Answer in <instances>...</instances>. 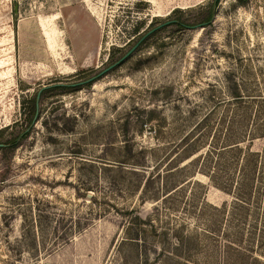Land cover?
<instances>
[{"label":"rangeland","instance_id":"1","mask_svg":"<svg viewBox=\"0 0 264 264\" xmlns=\"http://www.w3.org/2000/svg\"><path fill=\"white\" fill-rule=\"evenodd\" d=\"M171 20L188 26L97 76ZM247 70L264 75V0H0V142L40 90L27 136L0 149V264H220L188 188L164 202V179L145 180ZM189 161L197 195L227 200Z\"/></svg>","mask_w":264,"mask_h":264},{"label":"trees","instance_id":"2","mask_svg":"<svg viewBox=\"0 0 264 264\" xmlns=\"http://www.w3.org/2000/svg\"><path fill=\"white\" fill-rule=\"evenodd\" d=\"M214 6L209 4L202 24L209 23ZM169 23L188 26L180 20ZM137 29L138 25L134 31ZM247 73L250 81L239 83L233 78L228 98L218 101L178 139L170 150L173 156L167 160V168L156 170L145 180L164 179V202L188 188L189 194L183 197L191 207L189 216L198 221L195 231L212 241L220 264H264V75ZM71 86L50 84L41 93ZM36 95L24 111L25 128L0 142V149L14 148L27 136L37 118ZM255 143L258 148H253ZM187 158L228 196L227 200L216 205L207 203L199 192L197 195L194 188L204 184L192 179L187 164L181 165ZM134 218L143 222L137 214ZM174 243L180 246L183 239L175 237Z\"/></svg>","mask_w":264,"mask_h":264},{"label":"water","instance_id":"3","mask_svg":"<svg viewBox=\"0 0 264 264\" xmlns=\"http://www.w3.org/2000/svg\"><path fill=\"white\" fill-rule=\"evenodd\" d=\"M169 23V21H166V22H163L149 30H147L146 32H144V34H142L140 36V38L117 60L115 61L114 63L110 64L109 66H107L106 68H104L103 70H101L98 74V75H102L104 74L105 72H107L108 70H110L111 68H113L114 66H116L117 64H119L121 61H123L127 56H129L137 47L138 45L141 44V42L149 35L151 34L153 31H155L156 29H158L159 27L163 26L164 24H167ZM199 26H203V24H198ZM94 77H91V78H88L86 79L84 82H89L93 79ZM81 83V82H79ZM78 84V83H77ZM77 84H73V85H77ZM39 94H40V90L37 92V95H36V104L38 105V97H39ZM1 146V144H0ZM87 196H90V194H87Z\"/></svg>","mask_w":264,"mask_h":264}]
</instances>
